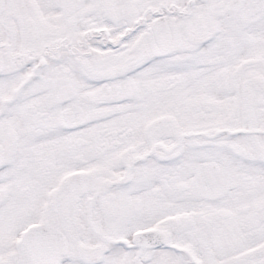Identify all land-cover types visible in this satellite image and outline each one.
<instances>
[{"label":"snow or ice","instance_id":"snow-or-ice-1","mask_svg":"<svg viewBox=\"0 0 264 264\" xmlns=\"http://www.w3.org/2000/svg\"><path fill=\"white\" fill-rule=\"evenodd\" d=\"M0 264H264V0H0Z\"/></svg>","mask_w":264,"mask_h":264}]
</instances>
